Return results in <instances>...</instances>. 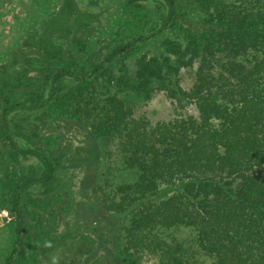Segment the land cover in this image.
<instances>
[{"label":"trees","instance_id":"trees-1","mask_svg":"<svg viewBox=\"0 0 264 264\" xmlns=\"http://www.w3.org/2000/svg\"><path fill=\"white\" fill-rule=\"evenodd\" d=\"M190 1L194 24L177 0H123L95 60L85 64L91 46L77 43L74 61L35 58L39 80L0 109L7 160L32 159L3 191L12 238L0 264H39L44 250L30 239L26 201L50 188L54 163L11 126L38 113L78 122L101 145L97 200L127 216L112 264H264V0ZM183 69L193 71L187 88ZM158 91L172 116L135 115Z\"/></svg>","mask_w":264,"mask_h":264},{"label":"rangeland","instance_id":"rangeland-1","mask_svg":"<svg viewBox=\"0 0 264 264\" xmlns=\"http://www.w3.org/2000/svg\"><path fill=\"white\" fill-rule=\"evenodd\" d=\"M194 24L190 0H177ZM123 0H0V109L6 100L20 98L26 87L40 78L35 58L74 61L73 44H90L85 64L106 51L115 35ZM57 23L49 26L48 21ZM124 20L122 19V22ZM192 69H183L180 84L189 87ZM189 111L197 114L194 104ZM135 115L154 122L172 116L171 102L158 91L134 106ZM11 126L22 144L42 143L50 152L55 177L50 188L33 190L48 204L28 198L26 228L31 241L44 247L37 255L39 264H112L116 241L127 216L104 210L95 190V175L102 159V148L88 128L65 118L42 114H16ZM0 136V203L10 185L8 176L29 160L9 158ZM39 195V196H38ZM36 206V207H31ZM12 238L10 218L0 207V252ZM145 255L141 264H154Z\"/></svg>","mask_w":264,"mask_h":264}]
</instances>
